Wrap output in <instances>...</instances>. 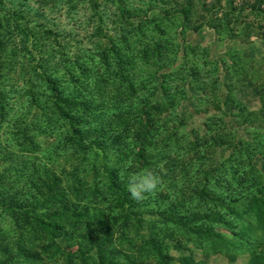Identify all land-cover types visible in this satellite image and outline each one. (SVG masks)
Wrapping results in <instances>:
<instances>
[{"label":"rangeland","instance_id":"1","mask_svg":"<svg viewBox=\"0 0 264 264\" xmlns=\"http://www.w3.org/2000/svg\"><path fill=\"white\" fill-rule=\"evenodd\" d=\"M184 4L0 0V264H264V22Z\"/></svg>","mask_w":264,"mask_h":264},{"label":"trees","instance_id":"2","mask_svg":"<svg viewBox=\"0 0 264 264\" xmlns=\"http://www.w3.org/2000/svg\"><path fill=\"white\" fill-rule=\"evenodd\" d=\"M236 1L237 0H213L212 3L207 5L204 0H184L185 2V4L183 5L184 7H182L179 11L176 10L177 11L176 13H180L183 17H187L191 11V7L195 3H197L198 5H200L201 11L209 15V22L219 23L220 20L216 18V14L220 12L223 14L224 17H227V16L229 17L231 14L232 15L233 14L235 15L243 14L244 15V13H246L245 14L246 18H248L249 16L261 17L264 22V0H239V2H241L240 4H236ZM222 2L225 3L224 6L222 5ZM225 7L227 8L226 10L224 9ZM212 13H214L213 16L215 18L211 16ZM200 17L203 20L206 18L205 16H200ZM217 23H215L214 28H221V24L216 25ZM257 30H259L260 31L259 33H261V34H258V36L260 35L262 38H264V28L259 27L257 28ZM40 77L45 81V83L47 84L48 90L53 95V100L55 102L54 103L55 109L58 112H60V114L68 121V129L70 133L72 134V136H74V138L77 139L79 145H82L81 143H83L82 142L83 140H81L80 133L73 128L71 124L72 119L66 114H64L57 104L58 102L61 101V96H60V92L57 90L55 82L51 80L50 78H47L45 73H40ZM106 174H107V178L109 179V188L116 195L119 206L122 208H126L128 202H127L125 189L122 187H118L116 184H114L110 180V174L108 172H106ZM3 209L10 210V211H17L20 216L28 219L27 211L15 205L5 204L3 206ZM75 257L78 260H80V262H84L85 259L89 258L90 256L89 254H87V252H81L80 250H78L77 252H75ZM179 261L181 264H196L192 260L186 259V258H180ZM257 261H258L257 256H252L249 264H255L257 263Z\"/></svg>","mask_w":264,"mask_h":264},{"label":"clouds","instance_id":"3","mask_svg":"<svg viewBox=\"0 0 264 264\" xmlns=\"http://www.w3.org/2000/svg\"><path fill=\"white\" fill-rule=\"evenodd\" d=\"M161 179L151 169H144L127 177V191L130 198L142 202L154 197L160 191Z\"/></svg>","mask_w":264,"mask_h":264}]
</instances>
